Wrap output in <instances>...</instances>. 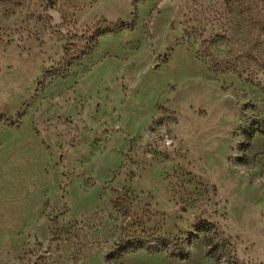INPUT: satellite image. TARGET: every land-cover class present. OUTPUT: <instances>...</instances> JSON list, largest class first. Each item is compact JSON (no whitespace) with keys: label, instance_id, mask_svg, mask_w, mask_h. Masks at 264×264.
<instances>
[{"label":"rangeland","instance_id":"374dc122","mask_svg":"<svg viewBox=\"0 0 264 264\" xmlns=\"http://www.w3.org/2000/svg\"><path fill=\"white\" fill-rule=\"evenodd\" d=\"M259 129L264 0H0V264H264Z\"/></svg>","mask_w":264,"mask_h":264},{"label":"trees","instance_id":"16d2710c","mask_svg":"<svg viewBox=\"0 0 264 264\" xmlns=\"http://www.w3.org/2000/svg\"><path fill=\"white\" fill-rule=\"evenodd\" d=\"M257 134H261V135H264V130L262 129H259V130H254L252 131L250 134H249V137H248V141H247V150L250 148V145H251V141L255 138V136ZM202 228H206V226H202ZM208 240V239H207ZM209 241V240H208ZM208 254H209V250H208ZM186 259V258H185Z\"/></svg>","mask_w":264,"mask_h":264}]
</instances>
